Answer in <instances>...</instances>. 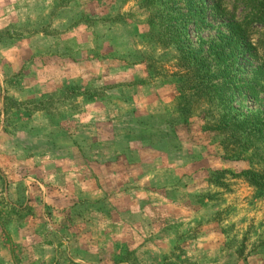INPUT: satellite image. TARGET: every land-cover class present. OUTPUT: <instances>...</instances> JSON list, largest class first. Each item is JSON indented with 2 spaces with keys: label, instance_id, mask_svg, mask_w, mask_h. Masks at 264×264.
<instances>
[{
  "label": "rangeland",
  "instance_id": "374dc122",
  "mask_svg": "<svg viewBox=\"0 0 264 264\" xmlns=\"http://www.w3.org/2000/svg\"><path fill=\"white\" fill-rule=\"evenodd\" d=\"M190 1L0 0V264H264V23Z\"/></svg>",
  "mask_w": 264,
  "mask_h": 264
},
{
  "label": "trees",
  "instance_id": "16d2710c",
  "mask_svg": "<svg viewBox=\"0 0 264 264\" xmlns=\"http://www.w3.org/2000/svg\"><path fill=\"white\" fill-rule=\"evenodd\" d=\"M247 2L249 0H246ZM254 2V5H256L257 11L256 18H258L262 23H264V0H250ZM193 5V1H190ZM191 11L188 12V14H182L184 17V24L186 25L189 19V16H192L193 18L196 17V15L200 16L199 19H202L204 21V17L206 14L207 9V3L205 0H199L198 2H194V6H189ZM195 15V16H194ZM255 16V15H254ZM195 20V19H194ZM240 29V28H239ZM226 37V36H225ZM243 38V37H242ZM221 45V43H219ZM219 44H216L214 42L209 43V49H216V53H219ZM181 61L183 62L185 67L187 68L190 79L189 82V90H197L201 91L203 88H209L210 85H214L212 81V77L217 76V74H214V72H211L210 68L208 67V64L204 63L205 61H200L199 53H196L192 50L188 52H184V54H181ZM198 55V56H197ZM228 60V59H227ZM180 62V59H179ZM182 65V64H181ZM231 64L227 63L225 64V70L228 68ZM235 77L231 78L232 81H234ZM256 122H253L252 129L255 131H264V117L256 116Z\"/></svg>",
  "mask_w": 264,
  "mask_h": 264
},
{
  "label": "crops",
  "instance_id": "0c3cea01",
  "mask_svg": "<svg viewBox=\"0 0 264 264\" xmlns=\"http://www.w3.org/2000/svg\"><path fill=\"white\" fill-rule=\"evenodd\" d=\"M110 125H111V123H109V124L107 123V133H113V132H112V128H111ZM110 140H111V139H110Z\"/></svg>",
  "mask_w": 264,
  "mask_h": 264
}]
</instances>
